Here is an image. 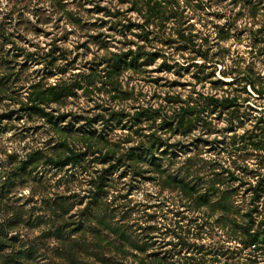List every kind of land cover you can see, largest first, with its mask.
<instances>
[{"label":"rangeland","instance_id":"374dc122","mask_svg":"<svg viewBox=\"0 0 264 264\" xmlns=\"http://www.w3.org/2000/svg\"><path fill=\"white\" fill-rule=\"evenodd\" d=\"M259 235L264 0H0V264H264Z\"/></svg>","mask_w":264,"mask_h":264},{"label":"trees","instance_id":"16d2710c","mask_svg":"<svg viewBox=\"0 0 264 264\" xmlns=\"http://www.w3.org/2000/svg\"><path fill=\"white\" fill-rule=\"evenodd\" d=\"M211 104H214V105H222L224 102L223 101H220L219 99H216V98H211ZM32 108H37L38 110H41L42 112H43V114L45 115V116H49V121H52V115H50V113L49 112H46L44 109H42L41 107L39 108V106H33ZM233 112V111H232ZM77 156V154H74L73 155V158H70V157H68V159L67 160H69V161H72V162H74L75 161V157ZM53 162V161H52ZM55 162V161H54ZM58 162H60L61 164H65V162L66 161H64V160H62V161H58ZM58 162H55V163H58ZM154 164H156V163H154ZM105 176L104 175H101L100 176V179L102 180L103 178H104ZM103 184V182L102 181H100V183H99V185L97 186V190H99L100 191V188H101V185ZM98 192V191H97ZM90 216H92V214L90 213V215L89 216H87V220H89L90 219ZM7 244H10V242H9V240L8 239H4L3 237H1L0 238V246H4V245H7ZM251 245H253L254 246V248H258L259 249V247H262L263 245H264V237H262L261 235H259L258 237H257V239H254L253 241H252V243H251ZM1 250V249H0ZM1 253H2V251H1ZM83 264H88V263H83Z\"/></svg>","mask_w":264,"mask_h":264}]
</instances>
